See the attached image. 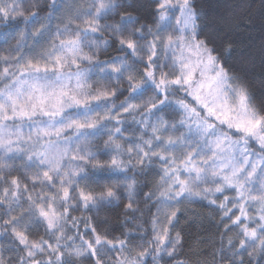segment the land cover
I'll return each mask as SVG.
<instances>
[{
  "label": "clouds",
  "instance_id": "9594fccd",
  "mask_svg": "<svg viewBox=\"0 0 264 264\" xmlns=\"http://www.w3.org/2000/svg\"><path fill=\"white\" fill-rule=\"evenodd\" d=\"M155 2L108 0L111 7L106 15L96 17L93 13L73 19L66 5L85 8L92 0H12L17 6L13 13L15 20H0V57L14 58L20 54L17 44L22 30L27 33L21 45L22 59L41 44L48 47L62 36L71 34L81 38L79 70L89 73V91L109 93L107 98L93 104V110L101 115L107 110L112 116L120 117L119 123L108 118L99 120L97 128L89 132L93 154L84 155L89 161L103 158L104 167L82 164V170L71 177L70 184L64 178L62 185L61 177L55 174L52 181L41 175L33 183L35 161L29 163L22 155L15 159L11 175L21 178L22 194L15 202L0 205V264H127V257L135 264L141 250H147V255L140 258L139 264H264V250L250 244L241 247L237 241L242 237L237 229L225 230L227 218L209 202L211 196L192 197L188 204H184L188 199L184 197L180 201L184 206L172 224L169 243L159 245L153 239V217L159 215L161 207L163 168L170 163L155 153L164 147L169 155L180 159L189 148L195 150L199 146L204 150L195 129L181 123L186 116L176 103L182 99L194 104L191 97L174 87L165 97L163 90H157L143 74L153 51L157 76L172 71V52L164 47L166 36L172 33L160 28ZM191 7L199 16L197 23L202 37L209 40L230 76L246 87L255 107L264 112V0H191ZM38 20L46 24L45 31L40 32ZM89 20L98 31L80 37L79 30ZM69 23L72 30L66 33L64 28ZM34 30L40 32L35 42ZM128 41L134 43V50L127 47ZM153 41L156 49L152 48ZM113 67L119 71H113ZM77 70L68 56L65 72ZM125 108L129 109L127 113ZM153 125L162 129L161 139L153 134ZM29 127L26 123L25 132ZM117 127L121 129L119 134L114 131ZM110 136H115L121 144L119 151L109 142ZM168 137L173 140L170 145ZM149 139L151 145L146 143ZM137 145L141 146L140 150ZM143 150H147V157ZM250 150L254 158L264 151L254 143L250 144ZM113 157L121 161L119 166L111 165ZM8 178V169L0 172V187ZM24 184L27 193L23 192ZM63 187L69 188L67 199L63 197ZM80 189L90 191L93 199L81 200ZM42 193L45 203L49 193L56 195L53 203L60 220L55 227H49L34 209V204L41 202L37 198ZM28 194L31 200L25 198ZM222 195L216 193L215 198ZM249 215L251 219L246 222L255 226L258 214L251 205ZM13 216L22 218L14 226L26 233V243L14 235L13 226L5 225ZM93 226L98 230L99 242ZM258 231L264 233V228ZM88 240L96 248L95 253L86 246ZM109 240L125 243L120 246ZM33 242L39 247H33Z\"/></svg>",
  "mask_w": 264,
  "mask_h": 264
},
{
  "label": "snow or ice",
  "instance_id": "6c2138e0",
  "mask_svg": "<svg viewBox=\"0 0 264 264\" xmlns=\"http://www.w3.org/2000/svg\"><path fill=\"white\" fill-rule=\"evenodd\" d=\"M16 7L12 0H0V20L14 21ZM110 7L108 0H92L85 8L69 4L66 10L75 19L93 13L96 17L104 16ZM155 11L161 22L160 28L172 33L166 36L164 43L165 49L172 52V71L171 74L162 72L157 76V69L153 65L156 52L153 51L146 61L143 74L157 90H163L165 97L172 87L186 91L191 97L194 104L182 99L176 103L186 116L181 123L195 129L204 150L201 151L199 146L195 150L189 148L182 152L180 159L169 155L164 147L155 153L170 163L163 168L161 207L159 215L153 217V239L159 245H167L172 224L184 204L190 203L192 197L211 196L209 202L220 209L222 217L227 218L225 230L236 228L242 237L237 241L241 247L250 244L264 250V233L258 231L264 228V151L254 158L250 150L253 143L264 150V112L255 107L246 87L230 76L214 54L209 40L200 34L197 23L199 16L191 7V0H156ZM37 24L40 25V32L45 31L43 21L38 20ZM71 30L69 23L64 31L70 33ZM96 31L98 29L94 22L86 21L85 27L79 30L80 37ZM40 32H32L34 42ZM26 35L23 30L18 33L19 55L14 58L0 57V82L3 83L0 87V172L9 170L7 183L0 187V205L5 202L11 204L21 197V178L11 175L12 164L20 155L29 163H36L33 183L41 175L45 180L52 181L55 174L61 177L62 185L64 178L70 184L71 177L82 170V164L104 167L103 158L89 161L84 155L93 154L89 132L95 130L98 121L105 118L120 122L119 115L112 116L107 110L101 115L93 110V104L107 98L109 93L103 90L95 93L89 91V73L79 70L81 38L71 34L62 36L48 47L41 44L22 59L24 53L21 45ZM126 44L129 49H135L133 42ZM156 47L153 41L152 48ZM68 56H71V64L78 69L76 72H65ZM113 71L119 69L113 67ZM132 87L135 90V83ZM128 111V108L124 109L125 113ZM26 123L30 125L27 132L24 130ZM217 125L220 127L217 128ZM114 131L119 134L121 129L117 127ZM152 131L156 139H161L162 129L153 125ZM109 142L117 151L122 147L115 136H110ZM146 143L151 145L152 140ZM172 143V138L168 137L167 144ZM140 148L137 145V149ZM143 155L148 156L147 150H143ZM110 163L119 166L121 161L113 157ZM209 180H212L211 185ZM23 192L27 193V184L23 185ZM216 193L223 195L216 199ZM69 194V188L63 187V197L67 199ZM107 194L112 195L111 189L107 190ZM79 197L87 202L93 199V194L80 189ZM184 197L188 199L181 204ZM25 198L32 199L30 194ZM37 199L41 202L34 204V209L49 227H55L60 220L53 203L55 193L47 195L46 203L43 193ZM250 205L258 214L255 226L246 222L251 219ZM21 219L13 216L5 221V225L13 226L14 235L21 243H26V233L17 231L14 226ZM92 230L97 232L99 242L98 230L95 226ZM108 242L120 246L125 243ZM85 244L93 253L96 252L91 240ZM33 247L39 245L33 242ZM144 255H147V250H141L135 264H139ZM126 261L127 264H134L131 257H127Z\"/></svg>",
  "mask_w": 264,
  "mask_h": 264
}]
</instances>
